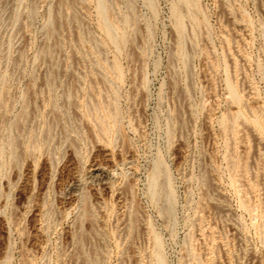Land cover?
Here are the masks:
<instances>
[{"label":"rangeland","instance_id":"obj_1","mask_svg":"<svg viewBox=\"0 0 264 264\" xmlns=\"http://www.w3.org/2000/svg\"><path fill=\"white\" fill-rule=\"evenodd\" d=\"M158 261L264 264V0H0V264Z\"/></svg>","mask_w":264,"mask_h":264},{"label":"bare ground","instance_id":"obj_2","mask_svg":"<svg viewBox=\"0 0 264 264\" xmlns=\"http://www.w3.org/2000/svg\"><path fill=\"white\" fill-rule=\"evenodd\" d=\"M101 6H102V5H101ZM100 9L102 10L103 7L100 8ZM179 17H180V16H178V19H179ZM178 21H179V20H178ZM180 21H181V20H180ZM180 21H179V23H180ZM104 23H106V21H105ZM107 23H108V22H107ZM105 25H106V24H104V26H105ZM108 25H109V24H108ZM106 26H107V25H106ZM107 27H108V26H107ZM105 28H106V27H105ZM106 29H107V28H106ZM232 93H233V92H232ZM234 94H235V93H233V97L235 96ZM234 98H236V97H234ZM111 174H112V172H111ZM111 174H110V171H108V170L105 171L104 169H101L100 167H92L91 170H90V172H89V178H90V179H94V178H97V179H98V178H99V180H100L101 182H103V183L106 182V184H107L108 182L110 183V182L112 181V180H111V179H112V178H111V176H112ZM97 179H96V180H97ZM101 182H100V183H101ZM109 183H108V184H109ZM76 186H77V184L74 185V186L71 188V189H72L71 191H72L73 193L77 191V187H78V186H77V187H76ZM158 260L160 261L161 259L159 258ZM159 261H158V264L160 263Z\"/></svg>","mask_w":264,"mask_h":264}]
</instances>
